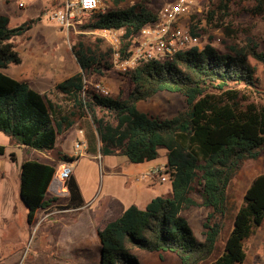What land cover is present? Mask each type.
I'll return each mask as SVG.
<instances>
[{
	"label": "trees",
	"instance_id": "trees-1",
	"mask_svg": "<svg viewBox=\"0 0 264 264\" xmlns=\"http://www.w3.org/2000/svg\"><path fill=\"white\" fill-rule=\"evenodd\" d=\"M125 0H102L104 10L93 13L79 28L123 29L121 59L128 56L134 35L159 13L145 4L121 7ZM146 0H143L145 2ZM236 0H219L224 12ZM252 11L264 13V0H249ZM62 4V3H61ZM107 4L114 7L109 8ZM215 13L212 10L210 16ZM10 16L0 13V131L19 145L41 151L54 150L58 136L67 131L86 110L90 111L103 155H125L133 163L154 160L159 147L168 150L172 168V191L157 195L145 208L135 204L97 230L99 264H143L134 248L173 252L181 264H197L215 249L228 207V188L248 159H257L264 148V103L254 98L264 93V80L250 57L264 68V50L251 41L247 46L223 52L208 43L203 48L180 51L173 60H150L125 75L126 96L85 95V74L110 68V50L79 41L72 52L80 70L58 82L54 89L72 103L65 110L28 81L3 71L21 63L14 38L30 30L35 19L11 27ZM197 24H190L196 34ZM161 91L180 93L187 106L170 118H160L138 109L141 100ZM4 146L0 145V154ZM59 161L79 156L59 150ZM56 163L25 160L20 170V196L32 222L41 209L54 208L57 196L47 197ZM68 208L84 205L77 178L67 180ZM194 194L201 196L199 201ZM194 206L208 209L203 223L204 240L197 237L183 212ZM264 221V173L253 178L235 214L223 252L209 264H243L246 242ZM32 264V263H23Z\"/></svg>",
	"mask_w": 264,
	"mask_h": 264
},
{
	"label": "rangeland",
	"instance_id": "rangeland-1",
	"mask_svg": "<svg viewBox=\"0 0 264 264\" xmlns=\"http://www.w3.org/2000/svg\"><path fill=\"white\" fill-rule=\"evenodd\" d=\"M63 0H0V13L10 16L11 27L20 25L26 20L35 19L33 27L25 34L14 38L16 49L19 51L21 63H10L3 71L19 80L30 81L32 65L29 58L34 47L39 55L40 61L53 65L64 61L67 64L65 75L71 71L80 69L73 53L72 45L79 41L86 45H99L102 50H110L112 66L103 69L104 73L88 72L85 74L86 93L88 95L94 90L95 82H102L108 89L109 94L122 93L126 96L129 89V79L114 63L112 48L98 30L82 29L71 30L68 34L61 30L57 23L49 17L50 12L61 5ZM176 0H125L121 7L133 4H145L154 10L161 12L164 5ZM191 12L184 18L185 24H197L196 31L201 34L202 46L212 44L215 48L228 52L233 46L240 48L247 46L251 41L258 45L259 50H264V13L256 14L252 11L253 3L249 0H236L225 12L218 9L219 0H190ZM104 7V4H103ZM107 7H114L107 4ZM215 10L212 16L210 12ZM89 17L86 18L85 22ZM124 32V31H123ZM250 61L257 67V75L264 80V68L253 58ZM29 84L36 90L42 91L50 88V83L45 85L39 83ZM264 89V87H263ZM46 96L52 102L59 103L66 110L72 109V103L61 96L54 88L47 90ZM254 98L264 103V93L255 94ZM187 106L185 97L176 92L161 91L154 96L141 100L137 107L139 110L149 113L155 117L170 118ZM77 126L86 129L87 138L81 134L76 127L64 135L58 136L62 142L54 150L41 151L26 146H19L10 140V137L0 131V145L4 146V153L0 154V264H99L100 241L92 248L91 258L88 260H65L56 255L55 242L59 232L60 224L68 221V217L74 216V212H54L47 215L48 211L39 210L35 219L28 220V209L20 196V170L25 160L37 159L59 164L57 152L67 150L75 151L74 142L79 139L96 146V127L92 121L90 111H85L77 117ZM88 139V140H87ZM67 153V152H65ZM90 153H95L93 150ZM86 152L79 156L76 175L84 194L86 202L92 203L90 208L97 206L107 196L123 195L129 205L135 203L137 206L145 207V202L154 191L157 195H169L172 191V182H155L144 179L141 175L146 167H136L133 162L132 173H135V183L142 193L134 190L128 191L124 188L126 177L122 171L115 174H107L103 169V161L99 156H93ZM168 150L160 146L157 163L167 162ZM69 154V153H68ZM75 155V154H73ZM102 156V155H101ZM105 160H114L113 155H103ZM126 166H124L125 169ZM264 173V148L257 159H248L243 163L240 171L232 179L228 188V207L222 219V230L217 240L215 249L207 257L197 264H209L216 259L224 249V243L230 232L236 212L241 206L244 194L251 181L258 174ZM138 176V178H137ZM154 183L153 186L151 184ZM135 185V184H134ZM194 196L201 201L199 194ZM68 197L61 195L54 203V208L65 209ZM53 209V208H51ZM208 209L204 206H194L183 212L197 237L205 239L203 234V223L206 219ZM73 214V215H72ZM77 214V213H76ZM75 214V215H76ZM135 253L143 264H181L180 258L173 252L147 251L134 248ZM247 256L243 264H264V221L257 232L246 242ZM163 257L157 262L154 255Z\"/></svg>",
	"mask_w": 264,
	"mask_h": 264
},
{
	"label": "built area",
	"instance_id": "built-area-1",
	"mask_svg": "<svg viewBox=\"0 0 264 264\" xmlns=\"http://www.w3.org/2000/svg\"><path fill=\"white\" fill-rule=\"evenodd\" d=\"M191 8L190 0H176L164 5L158 18L134 35L128 48V56L124 59H121V37L124 30H97L110 43L115 65L122 72H126L150 60L169 61L180 51L203 48L201 34H192L190 25L184 23V18L191 12ZM101 10H104L102 0H63L59 7L50 12L49 17L68 34L71 30H77L87 17ZM93 89L98 94H109L102 82H95ZM79 132L84 134L83 129H79ZM74 146L75 156H83L86 153L87 142L77 139ZM75 161H60L57 165L53 179L61 182V194L68 193L67 180L73 173ZM141 176L155 182L172 180V168L168 162L157 163L146 169Z\"/></svg>",
	"mask_w": 264,
	"mask_h": 264
},
{
	"label": "crops",
	"instance_id": "crops-1",
	"mask_svg": "<svg viewBox=\"0 0 264 264\" xmlns=\"http://www.w3.org/2000/svg\"><path fill=\"white\" fill-rule=\"evenodd\" d=\"M35 49H37V47H34L32 50H30L32 51V55L29 58V64L32 65V68H31V74H30V79H29L30 81L28 82L39 83L42 85H45L46 83H50L51 84L50 88H45L42 91H39L42 94L46 95L47 90L54 88L58 82L62 81L63 79L71 76L72 74L80 70L78 69L76 71H71L69 75H65L68 69L66 62L60 61L59 64H53V65L48 66L49 64L40 61L41 57H39L38 55L39 52H37ZM77 124L78 123L75 122L64 133L76 127L78 131L79 129H83L84 134L87 138L86 129L84 127L77 126ZM64 133H62L61 135H64ZM61 142L62 140L60 139V143ZM60 143L58 144L57 142V146L58 145L61 146ZM90 143H88L87 141L86 152L90 153L93 150L95 153H90V154L96 157L99 156V158L101 157L100 159H102V161L104 160L102 164L104 172H106L107 174L119 173V172H122V171H118V168L120 167L121 170H123L122 174L126 177L124 188L127 189L128 191L135 189L136 192L142 193L139 186L134 181V179H136V175L135 173H132V166H130L131 161L125 155H121V154L113 155L115 157L114 160H105V157H103V154L100 151V143H99V138H98L97 133H96V146H92ZM63 151L69 153L70 155H73L76 152V150L71 151V152L67 150H63ZM156 159L151 160V161L142 162V163H136L135 166L136 167L143 166V167H146V169H148L150 166L154 165V163L156 162ZM78 161L79 159H77L74 162V170L72 173L76 178H77V175L75 171L77 168ZM46 162H49V161H46ZM124 166H126L125 169H124ZM153 185L154 183L151 184V186ZM60 188H61V182L56 179L55 180L53 179L49 186L47 197H53V196L60 197L61 195L69 197V190H68V193L61 194L59 191ZM155 196H157L156 191L153 192V194L151 195V198L149 197V199H147L145 204L147 205L151 201V199ZM83 197H84V194H83ZM84 201H85L84 205H82L81 207H76V208L66 207L65 209H58V208L43 209L44 211H48L47 215L54 213V212L56 213V212H62V211H65L68 213L74 212L75 214L77 213L76 215L74 214L73 217L72 216L68 217L69 218L68 221L60 224L59 232L57 234V239L55 242V247H56V255L61 259L73 260V261L90 259L92 253H94L92 244L94 246L98 241L97 230L100 227H103L104 225H106L109 221H112L118 218L123 213L125 208L128 207L130 204V203L129 204L127 203L128 201L125 199L123 195L107 196L105 199L101 200L97 206L93 207L92 209L90 208V205H92V203L86 202L85 199ZM131 204H135V203H131ZM138 207L145 208L143 206H138ZM165 254L167 253L164 252V255ZM153 257L155 258L157 262H160L159 259L163 260V257L161 256L160 253H159V256L154 255Z\"/></svg>",
	"mask_w": 264,
	"mask_h": 264
},
{
	"label": "water",
	"instance_id": "water-1",
	"mask_svg": "<svg viewBox=\"0 0 264 264\" xmlns=\"http://www.w3.org/2000/svg\"><path fill=\"white\" fill-rule=\"evenodd\" d=\"M62 30V28H60Z\"/></svg>",
	"mask_w": 264,
	"mask_h": 264
}]
</instances>
